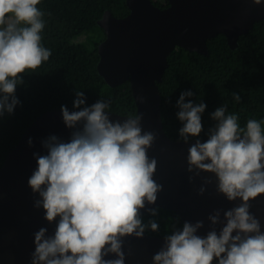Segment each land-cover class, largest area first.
<instances>
[{
  "label": "clouds",
  "instance_id": "obj_1",
  "mask_svg": "<svg viewBox=\"0 0 264 264\" xmlns=\"http://www.w3.org/2000/svg\"><path fill=\"white\" fill-rule=\"evenodd\" d=\"M38 4L40 0H0V115L12 113L20 103L14 93L21 74L36 70L51 56L41 43L45 24ZM126 82L138 114L132 84ZM193 95L191 90L182 92L176 102L177 117L184 122L179 129L182 139L177 140L188 142L203 130L201 114L207 104L186 100ZM76 97L73 107L62 105L61 111L68 128L80 122L82 127L70 142L52 135L43 142L47 154L34 153L38 167L28 183L42 197L36 206L43 207L49 222L59 220L54 236L45 238L46 228L35 233L32 264H124L119 237L133 233L142 237L144 232L159 236L153 232L159 225L145 222L144 216L158 215L155 209L162 206L139 214L145 201L157 200L161 188L153 179L157 162L148 156L154 134L143 132L137 114L116 112L103 100L85 106L83 91ZM233 98L241 99L235 93ZM111 114L131 117L114 122ZM212 118L218 123L207 141L194 138L189 148L188 171L214 173L218 192L229 201L242 202L223 212L224 221L219 209L209 215L212 225L222 226L219 231L213 227L206 236L197 234L203 221H185L182 230L166 237V247L154 255V264H264V231L250 212V201L264 194V121L249 119L241 127L238 115L229 113L227 104L217 108ZM108 252L119 258L105 260Z\"/></svg>",
  "mask_w": 264,
  "mask_h": 264
},
{
  "label": "water",
  "instance_id": "obj_2",
  "mask_svg": "<svg viewBox=\"0 0 264 264\" xmlns=\"http://www.w3.org/2000/svg\"><path fill=\"white\" fill-rule=\"evenodd\" d=\"M126 1L130 11L124 17L106 10L98 19L106 34L98 45L97 68L110 86L130 80L142 130L154 134L148 156L157 162L153 179L161 188L157 200L145 201L139 214L154 206L174 209L184 222L203 221L197 234L206 236L213 227L219 231L222 226L212 225L209 215L219 209L224 221L223 212L242 201H229L218 192L214 173L188 171L189 148L197 139L205 142L210 136L185 142L167 134L158 82L169 64V55L177 47L208 54V39L218 33H224L231 47H237L240 35L264 18V0L259 4L255 0H169L165 7L152 0ZM130 117L109 115L112 121L121 123ZM81 127L82 122L68 128L61 108L50 109L31 123L7 154L0 166V264H32L35 233L46 228L45 238L54 236L59 217L52 222L45 218L43 207L36 206L42 197L28 183L38 167L34 153L46 155L48 149L43 142L52 135L60 142H70ZM250 205V212L260 220L264 231V194L251 200ZM166 237L145 232L142 237L135 233L119 237L124 264H154V255L166 247ZM117 258L112 252L104 256L105 260Z\"/></svg>",
  "mask_w": 264,
  "mask_h": 264
},
{
  "label": "trees",
  "instance_id": "obj_3",
  "mask_svg": "<svg viewBox=\"0 0 264 264\" xmlns=\"http://www.w3.org/2000/svg\"><path fill=\"white\" fill-rule=\"evenodd\" d=\"M153 2L160 7L169 4V0ZM37 7L44 13L41 43L51 50V56L36 70L21 74L14 93L20 103L12 113L5 111L0 115V166L37 116L62 105L73 107L78 91L85 93V106L103 100L116 112L137 114L134 99L130 92L127 94L129 83L111 87L97 68L98 45L106 34L98 19L106 10L117 16L126 15L130 9L127 1L40 0ZM82 34L86 37L80 40ZM208 45V54L176 48L169 55V65L159 81L163 123L173 138L182 139L179 129L184 122L177 117L180 109L176 102L187 90L194 95L186 100L207 104L201 114L202 132L199 137L189 139L210 136L218 123L212 113L223 104H227L229 113L238 115L241 127L249 119L264 121V18L240 35L237 47H231L224 33L210 37ZM234 93L241 97L239 102L234 100ZM157 208L158 215L144 216L145 222L155 221L159 225L157 231L150 228L151 231L169 236L182 230L184 221L176 210Z\"/></svg>",
  "mask_w": 264,
  "mask_h": 264
},
{
  "label": "rangeland",
  "instance_id": "obj_4",
  "mask_svg": "<svg viewBox=\"0 0 264 264\" xmlns=\"http://www.w3.org/2000/svg\"><path fill=\"white\" fill-rule=\"evenodd\" d=\"M84 38H85L84 35H82V36L79 37L80 40H82V39H84Z\"/></svg>",
  "mask_w": 264,
  "mask_h": 264
},
{
  "label": "flooded vegetation",
  "instance_id": "obj_5",
  "mask_svg": "<svg viewBox=\"0 0 264 264\" xmlns=\"http://www.w3.org/2000/svg\"><path fill=\"white\" fill-rule=\"evenodd\" d=\"M209 40V39H208Z\"/></svg>",
  "mask_w": 264,
  "mask_h": 264
}]
</instances>
